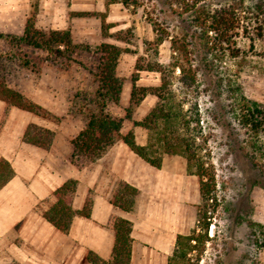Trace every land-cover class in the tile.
Instances as JSON below:
<instances>
[{
    "label": "trees",
    "instance_id": "obj_1",
    "mask_svg": "<svg viewBox=\"0 0 264 264\" xmlns=\"http://www.w3.org/2000/svg\"><path fill=\"white\" fill-rule=\"evenodd\" d=\"M41 0H32L30 13L26 20L22 36L3 35L0 39L6 41L9 52L0 53V101L8 107L32 113L48 120H58L51 112L41 105L28 99L23 93L11 88L3 73L6 63H16L27 70H41L45 64L57 65L60 58H75L80 61L84 55L93 54L95 66L90 71L95 89L78 93V112L85 116L84 128L71 139L72 153L70 162L77 169L82 170L100 159L113 145L121 141L130 150L151 166L160 169L164 156H179L186 161L187 173L197 176L200 180V195L203 201L212 200L215 174L209 158L204 152L205 141H200L202 133L201 115L197 103V94L193 91L196 84V73L189 62V45L186 38H170L169 32L158 22L149 19L155 34L154 40L145 42L146 57L138 56L135 64L130 100L125 108V119L114 116L109 106L120 103L124 80L118 76L119 59L123 54L131 53L130 49L116 44L102 43L96 47L75 44L70 29L53 30L41 29L37 26V17L41 14ZM106 7L121 4L126 9H137L143 6L141 0H105ZM206 0H170L169 4L178 5L182 13L192 14V22L201 31V36L212 42V50L219 57L230 54L233 58L241 56V49L237 46L236 38L243 31V35L250 41H264V11L258 5L246 8L245 15L240 16L238 9L228 6L218 9L199 7ZM178 12V10H173ZM180 13V14H182ZM102 17V33L105 39H115L129 44L122 33H110L113 27ZM212 33L213 36L209 37ZM132 35L131 29L127 30ZM171 40L172 61L163 65L158 60L159 48L166 41ZM84 54V55H83ZM136 55V53H133ZM190 65H188V64ZM187 65L189 67H187ZM180 70L182 91H176L173 86L177 78L176 70ZM140 72H154L160 74L161 84L157 87H140L136 83ZM147 96L158 99L156 106L141 121H133L134 127L147 132L145 145L137 143L133 131L122 134L125 120H133V114ZM237 121L251 136L259 138L264 134V105L241 97L237 109ZM56 138V133L38 125L28 126L24 141L44 150H49ZM200 142H199V141ZM15 177L11 164L4 158L0 159V190ZM79 181L70 179L58 188L50 199L45 201L41 210L47 222L58 231L68 234L73 219L76 216L89 218L91 216L93 198L86 199L82 210L73 209V199L77 192ZM138 189L128 184H121L111 198V203L124 211L132 212L136 207ZM198 218L202 216L198 215ZM111 226L115 232V242L110 260L105 261L96 254L89 252L87 262L90 264H131L133 224L123 218H113ZM209 223L205 224V236ZM196 229L190 235H179L175 250L168 264H195L189 255L198 245L204 244V237L196 236ZM196 242L194 245L193 242Z\"/></svg>",
    "mask_w": 264,
    "mask_h": 264
},
{
    "label": "rangeland",
    "instance_id": "obj_2",
    "mask_svg": "<svg viewBox=\"0 0 264 264\" xmlns=\"http://www.w3.org/2000/svg\"><path fill=\"white\" fill-rule=\"evenodd\" d=\"M141 1L143 6L134 11L121 4L107 8L105 0H41L42 12L37 17V26L50 28L52 13L59 10L58 19H68L67 29L71 30L75 44L93 48L102 43L116 44L130 49L131 53L123 55L132 56L136 61L138 56H147L145 42L154 40L149 19L160 23L170 38H186L189 62L196 73L193 91L197 94L203 133L199 140L205 141L203 153L209 158L215 174L212 185L214 198L203 201L200 195L195 225L191 230L196 229L195 235L203 236L205 242L198 245L189 257L195 264H264V134L259 138L253 137L237 121L242 96L264 105V41L252 42L241 30L236 38L241 56L233 58L228 54L219 57L211 48L212 42L203 38L200 29L194 26L192 14H183L178 5L170 6V0ZM258 5L264 11V0H206L199 7L218 9L231 6L243 16L247 7ZM175 9L178 12H174ZM103 15H106V23L113 26L110 33L123 31L122 37L129 44L104 38ZM128 29L132 30V35L127 34ZM212 36L210 33L209 37ZM158 51L160 63L169 65L172 61L171 40H166ZM8 52V44L0 39V53L6 55ZM80 61L82 65L73 57L60 58L57 65L47 63L37 71L6 63L3 73L11 88L21 93L23 90L38 91L45 100L55 99V103L61 105V118L45 109L58 120L70 116L74 124L83 125L85 116L76 108L79 106L76 95L95 89L90 74L95 60L93 54H89ZM117 74L124 80L123 88L132 89L135 67L131 70L122 66L117 69ZM175 75L174 89L182 91L179 69ZM160 77L158 73L140 72L136 84L157 87L161 84ZM125 108L112 104L108 109L114 116L125 119ZM151 110H146L145 106L136 108L133 120L124 121L123 133L133 131L138 140L147 139V132L134 127L133 121H141ZM64 128L70 130V123ZM197 179L200 189V180ZM199 213L201 219L198 218ZM207 222L209 227L205 236Z\"/></svg>",
    "mask_w": 264,
    "mask_h": 264
},
{
    "label": "crops",
    "instance_id": "obj_3",
    "mask_svg": "<svg viewBox=\"0 0 264 264\" xmlns=\"http://www.w3.org/2000/svg\"><path fill=\"white\" fill-rule=\"evenodd\" d=\"M30 0H0V34L22 36L30 12ZM52 13L50 28H69L68 19ZM135 58L122 55V66L134 69ZM35 103L61 115L55 99L45 100L38 91H22ZM131 89L123 88L119 105L127 106ZM158 99L147 96L140 107L151 110ZM61 118V117H60ZM48 120L8 107L0 101V159L7 160L15 177L0 190V264H90L87 254L110 260L115 242L113 218L133 224L131 264H168L179 235L191 233L200 201L199 181L187 173L186 161L179 156H164L157 169L123 142L113 145L100 159L79 170L69 160L71 139L83 128L73 119ZM70 123L71 129L64 126ZM56 133L49 150L24 141L30 125ZM122 134L123 129H122ZM145 145L147 139L138 140ZM79 181L73 209H83L89 194L93 204L89 218L76 216L68 234L61 233L45 220V201L66 181ZM121 184L138 189L136 207L124 211L111 203Z\"/></svg>",
    "mask_w": 264,
    "mask_h": 264
}]
</instances>
